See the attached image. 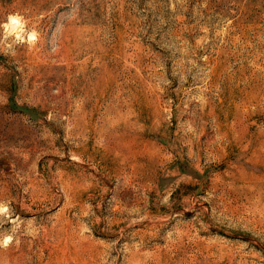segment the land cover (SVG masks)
Listing matches in <instances>:
<instances>
[{
    "label": "rangeland",
    "instance_id": "rangeland-1",
    "mask_svg": "<svg viewBox=\"0 0 264 264\" xmlns=\"http://www.w3.org/2000/svg\"><path fill=\"white\" fill-rule=\"evenodd\" d=\"M0 264H264V0H0Z\"/></svg>",
    "mask_w": 264,
    "mask_h": 264
},
{
    "label": "bare ground",
    "instance_id": "bare-ground-1",
    "mask_svg": "<svg viewBox=\"0 0 264 264\" xmlns=\"http://www.w3.org/2000/svg\"><path fill=\"white\" fill-rule=\"evenodd\" d=\"M16 23H19V21L17 20V19H15V18H11V27H12V29H14V28H16V27H18V26H20L19 24H16ZM11 29V28H10ZM11 32V31H10Z\"/></svg>",
    "mask_w": 264,
    "mask_h": 264
}]
</instances>
